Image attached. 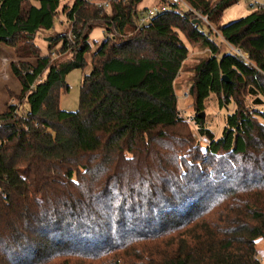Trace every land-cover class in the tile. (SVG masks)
<instances>
[{
    "label": "trees",
    "instance_id": "1",
    "mask_svg": "<svg viewBox=\"0 0 264 264\" xmlns=\"http://www.w3.org/2000/svg\"><path fill=\"white\" fill-rule=\"evenodd\" d=\"M142 1L0 0V44L14 51L23 103L0 112V264H262L264 8L220 24L238 0H185L224 50L167 0L138 26ZM59 13L69 33L54 30ZM43 32H54L46 54ZM194 44L209 51L189 87L204 144L174 89ZM88 55L78 108L63 110L65 76ZM211 95L234 106L217 137L199 116Z\"/></svg>",
    "mask_w": 264,
    "mask_h": 264
},
{
    "label": "rangeland",
    "instance_id": "2",
    "mask_svg": "<svg viewBox=\"0 0 264 264\" xmlns=\"http://www.w3.org/2000/svg\"><path fill=\"white\" fill-rule=\"evenodd\" d=\"M73 0H62V4L68 3L72 4ZM96 2L103 0H94ZM105 1V0H104ZM257 1L263 2L264 0H238L233 5L229 6L223 13L220 24H226L232 20L238 19L242 16H245L252 8L248 7V4ZM160 0H143L138 7V12L145 11L147 9L160 10L162 7L160 5ZM182 8L179 6L178 8ZM210 28L212 30V37L219 42L222 49H227V45L222 39L217 26L213 23H210ZM54 30L65 31L69 33L70 23L66 20L65 14L59 13L55 21ZM129 32L130 28H126ZM51 37L48 41L47 38ZM54 37L53 33L43 32L35 37L36 44L40 47L41 53L46 54L49 52L48 43L52 41ZM104 39V30L97 26L92 29L89 35V41L91 43V50L94 51L97 46ZM59 44H57L54 48ZM6 51L0 49V54L3 56H9V54L15 59L14 51L12 48H6ZM13 52V53H12ZM209 54L207 48H204L198 44L190 45L189 51L186 60L183 62V65L174 81V89L177 96V106L180 114L187 120V124L191 131L197 136L198 141L202 144L205 142V138L198 134V130L191 120L192 116L197 112L193 105V99L189 93V87L191 84V78L193 75L194 65L203 57ZM71 53L66 51L65 53L53 54L52 59H61L65 57H70ZM87 65L81 69L76 68L68 72L65 76V81L68 85L67 90L60 91L59 97V106L61 109L66 111H75L78 108L79 102V88L82 77L87 74L91 65L89 62V55L87 56ZM20 85L18 80L11 75L9 71V63L4 64L3 59L0 57V112L6 109V105L14 103L16 105H23L21 97L19 98ZM234 106L229 105L228 108L220 107L218 105L217 99L214 95H211L205 102L204 110V121L208 127L213 131L214 135L217 137L221 133L222 126L224 124V116L226 112L233 109ZM263 107V106H261ZM264 108V107H263ZM256 247L258 250V257L264 264V239L258 238L256 240Z\"/></svg>",
    "mask_w": 264,
    "mask_h": 264
},
{
    "label": "built area",
    "instance_id": "3",
    "mask_svg": "<svg viewBox=\"0 0 264 264\" xmlns=\"http://www.w3.org/2000/svg\"><path fill=\"white\" fill-rule=\"evenodd\" d=\"M167 1L178 5V7L182 6V8L181 7L179 8L181 12H187V11L193 12L195 15V18H197L200 22L202 21L205 24L211 26L207 17L205 15H202L200 12L194 10L192 7H190L185 0H167ZM108 3H109V0H105V1L103 0V1L96 2L97 6L102 7V8H106L108 6ZM248 7L252 8V10L264 8V1L263 2L253 1L248 4ZM158 11L159 10H155V9H147L145 11H142L136 20L137 25L140 26V25H143L149 22L151 18L158 13ZM231 49H233L239 56L243 58L248 57V55L240 49L233 48V47H231Z\"/></svg>",
    "mask_w": 264,
    "mask_h": 264
},
{
    "label": "crops",
    "instance_id": "4",
    "mask_svg": "<svg viewBox=\"0 0 264 264\" xmlns=\"http://www.w3.org/2000/svg\"><path fill=\"white\" fill-rule=\"evenodd\" d=\"M8 48L7 46L3 45V44H0V49L3 50V51H6L7 52V49ZM13 53V52H12ZM0 57L1 59H3V63L6 64V63H10V61L13 59V57L9 54V56H3L2 54H0Z\"/></svg>",
    "mask_w": 264,
    "mask_h": 264
},
{
    "label": "water",
    "instance_id": "5",
    "mask_svg": "<svg viewBox=\"0 0 264 264\" xmlns=\"http://www.w3.org/2000/svg\"><path fill=\"white\" fill-rule=\"evenodd\" d=\"M192 22H193V23H200V21H199L197 18H194V19L192 20ZM50 39H51V37H48V38H47L48 41H49ZM224 79H225L226 81H228V79H227L226 76H224ZM199 116H200L201 118L204 119V113H203V112L199 113Z\"/></svg>",
    "mask_w": 264,
    "mask_h": 264
}]
</instances>
